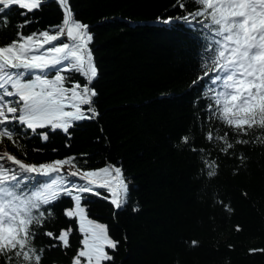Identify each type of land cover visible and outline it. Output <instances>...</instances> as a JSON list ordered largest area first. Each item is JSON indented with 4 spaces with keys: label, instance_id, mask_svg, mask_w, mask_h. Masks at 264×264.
<instances>
[{
    "label": "trees",
    "instance_id": "trees-1",
    "mask_svg": "<svg viewBox=\"0 0 264 264\" xmlns=\"http://www.w3.org/2000/svg\"><path fill=\"white\" fill-rule=\"evenodd\" d=\"M175 3L69 0L75 17L89 25L94 37L89 47L97 68L92 87L98 93L94 101L99 116L76 122L70 135L37 129L48 132L49 140L43 143L33 136L29 149L43 152L29 150L25 156L7 141L0 151L6 147L26 163L71 156L82 171L108 164L122 168L129 183L128 203L122 209L110 203L103 189L98 190L101 196L86 193L82 201L90 218L107 225L120 241L115 252L108 250L114 259L106 264H264V145H236L232 151L243 152L248 160L235 171L239 161L212 147L197 128L207 103L201 93L203 81L194 83L201 74V38L183 21L164 25L157 20L178 15ZM29 15L36 22L23 30L25 34L59 25L63 19L55 0ZM22 19L15 16L13 23ZM71 75L86 83L80 74ZM213 127L223 125L215 122ZM189 129L195 135L193 143L218 158L217 177H203L196 153L180 144V136ZM212 194L223 203L215 202ZM72 206L69 197L49 205L56 221L47 226L56 231L71 226V246L47 250L42 264H72L81 247L75 220L63 215ZM48 242L46 236L35 241Z\"/></svg>",
    "mask_w": 264,
    "mask_h": 264
},
{
    "label": "snow or ice",
    "instance_id": "snow-or-ice-1",
    "mask_svg": "<svg viewBox=\"0 0 264 264\" xmlns=\"http://www.w3.org/2000/svg\"><path fill=\"white\" fill-rule=\"evenodd\" d=\"M55 2L63 11L61 24L25 34L23 30L36 22L29 14L40 11L49 0H0V145L10 142L25 156L29 150L44 151L29 149L33 136L43 143L49 140L48 132L37 129H59L70 135L76 122L99 116L94 101L98 93L92 87L97 68L89 47L93 34L89 25L75 17L69 0ZM173 7L180 13L157 17L158 22L183 21L201 38V74L194 83L203 81L201 93L207 103L197 128L212 147L239 161L235 169L239 171L248 157L232 151L235 146L264 145V0H176ZM15 16L23 19L13 23ZM72 73L80 74L86 83L74 81ZM215 122L223 127H213ZM256 130H261L259 135L244 138ZM194 139L189 129L180 136V144L196 153L203 177H217L218 158L209 149L197 147ZM99 189L109 194L116 209L128 203L129 183L120 166L82 171L71 156L26 163L5 147L0 151L2 264H42L47 250L71 246V226L59 231L47 226L56 221L49 205L63 197L73 202L63 215L75 220L82 237L72 264L113 261L108 250L115 252L120 241L110 235L107 225L90 218L82 203L86 193L101 196ZM212 195L215 202L223 203ZM225 208L230 210L228 205ZM41 236L49 242L35 243Z\"/></svg>",
    "mask_w": 264,
    "mask_h": 264
}]
</instances>
